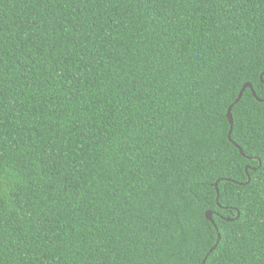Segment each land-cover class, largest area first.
<instances>
[{"label":"trees","instance_id":"1","mask_svg":"<svg viewBox=\"0 0 264 264\" xmlns=\"http://www.w3.org/2000/svg\"><path fill=\"white\" fill-rule=\"evenodd\" d=\"M0 73V264H264V0H0Z\"/></svg>","mask_w":264,"mask_h":264},{"label":"snow or ice","instance_id":"2","mask_svg":"<svg viewBox=\"0 0 264 264\" xmlns=\"http://www.w3.org/2000/svg\"><path fill=\"white\" fill-rule=\"evenodd\" d=\"M218 2L220 3L222 8L224 7L225 4H230L231 6H235L237 8L242 9L244 4L246 3V0H218ZM0 75H2V73H0ZM257 168L258 169H264V159L260 160V163L258 164ZM3 191H4V186L2 184H0V193H3ZM217 191H219L218 188H217ZM216 204H217V208H223L224 211H232V210H234L236 212L240 211V209L238 207L235 209H231L230 206L224 207L221 204L220 199H217ZM215 214L217 216H219L220 212L217 211ZM211 216H212V214H211ZM196 217L198 220L201 219L199 217V209L198 208L196 210ZM208 219H209V214H208ZM233 225L234 226H225L222 234L220 235L219 239L222 242L223 246H221V243H218L208 253V256H212L213 254H216L217 264H225V261L228 259L229 254L234 256L235 255L234 249L240 244V242L244 238V235H245L244 227L242 224L239 223V218L234 219ZM201 227L205 233L204 238H206L208 229L205 225H203V223H201ZM216 231L218 233H220L221 229L216 228ZM203 264H208L207 258L204 259Z\"/></svg>","mask_w":264,"mask_h":264},{"label":"water","instance_id":"3","mask_svg":"<svg viewBox=\"0 0 264 264\" xmlns=\"http://www.w3.org/2000/svg\"><path fill=\"white\" fill-rule=\"evenodd\" d=\"M262 81H263V83H264L263 76H262ZM247 89H250V90L252 91V93H253V96H254L255 98H257V94H256L255 90L253 89L252 84H250V83H246V84L244 85L243 89L241 90V92H240V94H239L237 100L235 101V103H234L233 105H231V106L229 107V109H228L227 117H228V120H229L230 125H231V129H230V132H229V140L232 141V142H233V140H232V132H233V127H234V119H233L232 109H233V107H234L235 104H238V103L241 101V99L243 98L244 93H245V91H246ZM257 99H258V98H257ZM258 100H259V99H258ZM259 101L264 102V100H259ZM234 145H235L238 149H240L241 153L244 155V152H243V150L240 148V146L237 145L236 143H234ZM247 170H248V168H247ZM217 186H218V184L216 185V187H217ZM218 193H219V191H218ZM208 214H209V219H208ZM211 214H212V216H211ZM213 215H214V213L211 212V211H208V212L206 213V217H207V219H208V220H209V221L215 226V228H217V225L214 223V220H213ZM229 221H231V220H229ZM219 238H220V235H219ZM219 240H220V239H219ZM219 240H218L217 244L219 243ZM213 248H214V247H213ZM208 257H209V256L207 255V257H206L207 260H208ZM202 264H203V263H202Z\"/></svg>","mask_w":264,"mask_h":264}]
</instances>
